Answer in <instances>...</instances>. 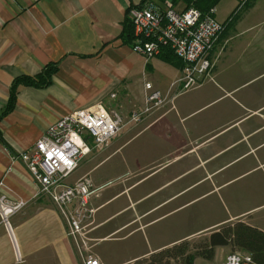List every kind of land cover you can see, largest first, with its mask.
<instances>
[{"label": "crops", "instance_id": "crops-1", "mask_svg": "<svg viewBox=\"0 0 264 264\" xmlns=\"http://www.w3.org/2000/svg\"><path fill=\"white\" fill-rule=\"evenodd\" d=\"M140 2L0 0V113L15 78H32L49 65L56 67L46 87H19L14 108L0 120L6 145L0 142L2 190L25 203L10 219L11 234L0 228V264H81L57 209L37 195L17 157L48 126L75 110L101 104L127 119L143 109L146 83L166 102L138 124L125 126L114 138L123 137L122 143L95 151L92 165L65 181L72 185L85 178L96 190L90 199L95 258L100 264H133L236 222L264 233V0L219 2L213 17L230 21L210 53L209 75L186 93L172 86L180 78V66L160 55L147 60L121 37L128 8ZM167 2L152 6L165 9ZM223 9L227 13L222 15ZM122 147L129 149L120 176L125 179L119 180L123 184L99 196L110 182L97 181L91 172L104 154ZM122 194L124 204L98 216ZM212 198L221 208H214ZM165 220L178 233L181 226L192 231L163 244L154 235L150 249L133 248L123 261L109 262L95 247L122 229L125 236L150 225L158 230ZM218 248L224 247L215 248L214 258Z\"/></svg>", "mask_w": 264, "mask_h": 264}, {"label": "built area", "instance_id": "built-area-1", "mask_svg": "<svg viewBox=\"0 0 264 264\" xmlns=\"http://www.w3.org/2000/svg\"><path fill=\"white\" fill-rule=\"evenodd\" d=\"M213 14L214 9L203 16L194 8L131 6L126 14L133 27L131 49L147 60L164 50L172 52L182 64L180 78L172 86L178 85L179 93L192 91L209 75L213 67L210 53L230 21L229 18L227 22H219ZM144 89L143 109L131 113L127 119L108 112L101 104L75 110L48 126L34 146L17 157L35 183L37 195L48 198L57 209L81 264H100L88 254L86 230L93 214L90 199L96 190L85 178L72 185L65 181L86 157L106 148L125 126L138 124L143 116L166 102L167 97L150 84L146 83ZM2 186L0 182V228L11 234L10 219L25 203L10 199ZM222 264L254 263L250 255L234 252Z\"/></svg>", "mask_w": 264, "mask_h": 264}, {"label": "trees", "instance_id": "trees-1", "mask_svg": "<svg viewBox=\"0 0 264 264\" xmlns=\"http://www.w3.org/2000/svg\"><path fill=\"white\" fill-rule=\"evenodd\" d=\"M154 1L161 2L164 0H141L139 6L142 7L147 4L152 5ZM220 1L221 0H169L167 4L174 9L178 7H181V10L194 8L205 16L209 14L210 10L214 9ZM126 21L128 22V20ZM121 37L124 38L126 43L131 46L133 45V27L129 22L125 24ZM160 57L167 63L178 65L182 68L181 62L169 50H164L160 54ZM55 71L56 67L54 65H49L35 77L20 76L15 78L8 91L6 106L0 113V120L3 115H6L14 108L19 87L33 86L44 88L50 84L51 76ZM0 142L6 147L1 136ZM217 247H229L233 251L232 253H246L251 256L254 264H264V233L242 222L226 225L213 231L202 246L197 247L193 252L188 251V242H182L171 248L154 253L146 259L137 260L133 264H194L197 258L205 261H212L214 259L215 248Z\"/></svg>", "mask_w": 264, "mask_h": 264}, {"label": "rangeland", "instance_id": "rangeland-1", "mask_svg": "<svg viewBox=\"0 0 264 264\" xmlns=\"http://www.w3.org/2000/svg\"><path fill=\"white\" fill-rule=\"evenodd\" d=\"M158 3L160 2H156V1L153 2V4H158ZM166 7H170V6H166ZM235 7H233L232 10L230 11L232 16H235L237 13L236 10L233 12V9H235ZM224 13H227L225 9H223L220 12V14L222 15ZM123 139H124L123 137H120L118 139H113L110 141V143L112 142L122 143ZM134 144L136 143H133V145L129 146L128 148H131L132 146H134ZM111 151L112 150H110L109 155L111 154ZM127 152H129V149L124 150V147H122L118 152L113 153L110 156H108L107 153L104 154L103 157L98 162L100 164H98L96 168H94V170L91 172V175L97 181L99 182L101 181V183L110 182L107 187L98 191L99 196H103V195L105 196V194H108L112 192L113 190H116V187H118V185L123 184V182L119 180L125 179V176H122V177L120 176L125 173V167H124L123 161H124V156ZM138 152L139 151L136 150L137 157L139 155ZM91 157H93L92 154L89 155V157L86 158V160L81 162L78 168L76 169V171L81 172L87 165L88 166L92 165V161L90 162ZM87 161L89 162L85 164V162ZM118 177L120 178L117 180ZM126 198L127 197H124V195L122 194L118 196L117 198H115L114 200L110 201L109 203H107L105 206H103L99 210L98 216L102 217L107 213L115 211L118 207H120L122 204L125 203ZM212 200L214 202V208H218V209L221 208L216 198H212ZM201 204L202 203H199L194 208H197V206ZM181 216H184V213H181ZM212 216H214V213L212 214ZM123 217L125 216H121L120 219L122 220ZM168 221L169 220H165L164 222L160 223L161 228L158 230L156 229V226L150 227L151 226L150 225L142 229L141 232H137V233L135 232L129 236H125L127 231L123 232V229H122L119 232H116L114 235H112V239L100 241L95 245V247L97 250H99L104 255V257L109 262L123 261L134 253L133 248H136L138 250L150 249V246L154 244L152 240V236L154 235H156L155 239L157 240V242L160 244H163L175 238V236L181 234V232L192 231V228L181 226L179 233H178L177 230H171L167 227ZM92 229H93V219L91 217L86 227V230L88 231L87 237L89 239L87 243V247H88V254L95 258L94 244L96 241L93 239L94 236L92 235V231H91ZM208 237H209V234L206 233V234L198 236L192 239L191 241H189L188 251L193 252L194 249L202 246V244ZM232 252L233 251L229 247L218 248L216 258H214L212 261H205L200 258H197L194 264H222L221 262L224 261L225 257ZM172 264H177V263H172Z\"/></svg>", "mask_w": 264, "mask_h": 264}]
</instances>
